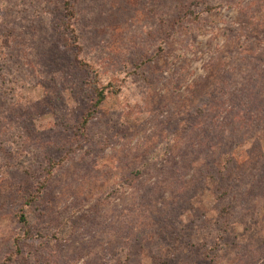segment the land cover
Here are the masks:
<instances>
[{
	"label": "rangeland",
	"instance_id": "rangeland-1",
	"mask_svg": "<svg viewBox=\"0 0 264 264\" xmlns=\"http://www.w3.org/2000/svg\"><path fill=\"white\" fill-rule=\"evenodd\" d=\"M7 3L0 264H264V0Z\"/></svg>",
	"mask_w": 264,
	"mask_h": 264
},
{
	"label": "trees",
	"instance_id": "trees-1",
	"mask_svg": "<svg viewBox=\"0 0 264 264\" xmlns=\"http://www.w3.org/2000/svg\"><path fill=\"white\" fill-rule=\"evenodd\" d=\"M63 2V10H64V18H67V21L65 22L67 30H69V34H70V40H72V45H76V42L79 41L80 36H78L77 30L75 28V25H73V18L75 17L76 13L73 9V2L74 0H62ZM216 7V5H211L209 3L206 4V7L204 8L205 11L207 12H211L212 10H214ZM10 9L9 4L7 3V0H0V12H7V10ZM3 34L0 35V37H4L2 36ZM78 40V41H77ZM82 63V64H81ZM79 64L82 68H84V70L86 72H88L90 75H92L93 77L91 78L92 81V85L96 84L98 85V79H99V75L97 70H91V69H95L93 65H91L90 62H88L87 60H84L83 62L79 60ZM83 65V66H82ZM93 79V80H92ZM90 81V80H89ZM90 81V82H91ZM96 94H97V98L96 101L94 102V105L97 107L99 103H101L102 101H104L107 97L108 93H113V92H117L118 88L116 86V84L112 81H110L109 83L102 85V86H98L97 90L96 88H94ZM20 220L23 221L24 223H27V220L25 218V215H21L20 216ZM28 234V233H27Z\"/></svg>",
	"mask_w": 264,
	"mask_h": 264
}]
</instances>
